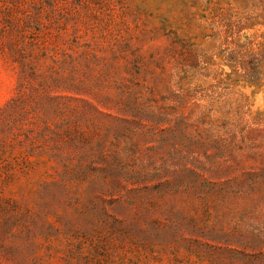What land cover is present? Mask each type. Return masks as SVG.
Here are the masks:
<instances>
[{"label": "rangeland", "instance_id": "obj_1", "mask_svg": "<svg viewBox=\"0 0 264 264\" xmlns=\"http://www.w3.org/2000/svg\"><path fill=\"white\" fill-rule=\"evenodd\" d=\"M0 264H264V0H0Z\"/></svg>", "mask_w": 264, "mask_h": 264}]
</instances>
